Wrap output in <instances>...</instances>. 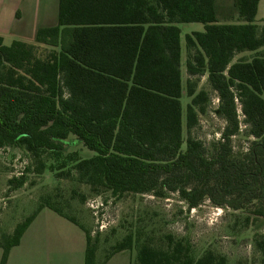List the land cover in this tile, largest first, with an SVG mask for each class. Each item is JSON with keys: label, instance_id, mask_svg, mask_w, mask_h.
Returning <instances> with one entry per match:
<instances>
[{"label": "trees", "instance_id": "trees-1", "mask_svg": "<svg viewBox=\"0 0 264 264\" xmlns=\"http://www.w3.org/2000/svg\"><path fill=\"white\" fill-rule=\"evenodd\" d=\"M259 2L59 0L57 26L39 29L34 44L6 46L0 37V151L28 154L37 163V175L74 174L96 195L164 199L176 194L189 210L209 200L235 212L259 206L255 214L264 217V25L255 22ZM192 23L203 24L205 31L185 38L190 101L184 113L177 25ZM43 46L49 49L40 55ZM245 52L257 55L234 62ZM205 76L218 96L217 113L226 122L210 150L192 135L210 101L207 92L196 91L192 79ZM244 130L253 141L236 157L231 140ZM77 143L91 156L66 153ZM9 184L21 188L23 173ZM44 209L83 230L85 264H107L135 246V264H228L211 250L196 258L187 239L170 234L141 239L140 233L127 235L99 262L92 232L49 202L17 223L13 233L2 234L0 264H7L11 250ZM257 247L264 253V241Z\"/></svg>", "mask_w": 264, "mask_h": 264}, {"label": "rangeland", "instance_id": "rangeland-1", "mask_svg": "<svg viewBox=\"0 0 264 264\" xmlns=\"http://www.w3.org/2000/svg\"><path fill=\"white\" fill-rule=\"evenodd\" d=\"M51 18L53 25L57 26L58 11H54ZM255 22L257 25H264V12L258 14ZM177 26L181 32L183 49L181 70L184 95L181 101L185 113L190 101L186 96L188 55L185 38L194 32L203 33L205 26L199 23ZM14 41L17 40L7 38L4 44L11 46ZM48 49L40 47V55L47 53ZM256 55L245 52L235 57L234 62L250 61ZM192 82L197 92L205 91L210 98L206 113L199 115L198 126L192 131V135L210 150L220 138L226 122L217 113L218 96L208 84L207 77L193 78ZM252 141L253 138L245 130L233 137L231 144L234 155L239 157L246 153ZM72 152H79L81 158L91 156L78 143L69 147L66 153ZM36 167V161L22 151H0V239L7 230L13 233L17 223L36 212L41 204L49 202L60 207L66 215L92 232L93 241L98 240L99 262L127 235L140 233L141 239L150 234L156 239L168 234L187 239L196 258L211 250L225 256L228 264H264V253L257 247V242L264 241V217L255 214L259 206L235 212L227 207H217L206 200L198 208L189 210L187 204L176 194H169L164 199L128 194L117 199L105 192L96 195L89 186L79 183L74 174L58 177L56 172L45 171L37 175L34 172ZM19 173H23L25 184L18 190H13L9 182ZM46 211L50 215L47 224L50 230L49 239L41 245L45 249L41 255L43 264H85L86 238L83 230L54 212ZM102 223L108 226V230L98 233L97 228ZM95 231L97 233H93ZM35 243L38 244L37 238L28 234L23 249L30 248ZM137 251L138 247L135 246L133 250L114 257L109 264H135Z\"/></svg>", "mask_w": 264, "mask_h": 264}, {"label": "crops", "instance_id": "crops-1", "mask_svg": "<svg viewBox=\"0 0 264 264\" xmlns=\"http://www.w3.org/2000/svg\"><path fill=\"white\" fill-rule=\"evenodd\" d=\"M58 6L59 0H0V37L4 42L7 38H14L17 41L34 44L39 29L55 27L51 16L54 11L57 13ZM260 12H264V0L259 2L258 14ZM46 210L48 209L40 211L24 234L20 245L11 250L7 264H43L41 255L45 249L41 245L49 239L50 230L47 226L50 215ZM28 234L33 235L34 239L37 238L38 244L23 249ZM119 254L113 256L107 264ZM2 255L0 252V262Z\"/></svg>", "mask_w": 264, "mask_h": 264}, {"label": "built area", "instance_id": "built-area-1", "mask_svg": "<svg viewBox=\"0 0 264 264\" xmlns=\"http://www.w3.org/2000/svg\"><path fill=\"white\" fill-rule=\"evenodd\" d=\"M107 229H108V226L106 224H103V223L97 228V230H99L101 232H104Z\"/></svg>", "mask_w": 264, "mask_h": 264}]
</instances>
